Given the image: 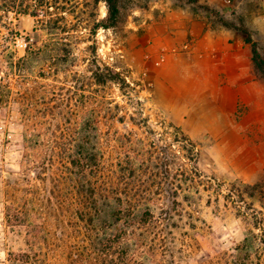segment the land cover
Segmentation results:
<instances>
[{
	"label": "rangeland",
	"instance_id": "1",
	"mask_svg": "<svg viewBox=\"0 0 264 264\" xmlns=\"http://www.w3.org/2000/svg\"><path fill=\"white\" fill-rule=\"evenodd\" d=\"M259 1L116 0L111 17L105 0H0V264H86L92 233L68 159L80 138L97 145L102 178L134 171L139 181L120 187L152 189L141 204L174 264H264V197L242 187L264 188ZM219 51L240 60L213 71ZM237 66L251 75L231 86ZM250 233L246 263L237 249ZM147 250L135 259L148 264Z\"/></svg>",
	"mask_w": 264,
	"mask_h": 264
},
{
	"label": "trees",
	"instance_id": "2",
	"mask_svg": "<svg viewBox=\"0 0 264 264\" xmlns=\"http://www.w3.org/2000/svg\"><path fill=\"white\" fill-rule=\"evenodd\" d=\"M105 3L107 12L111 17L117 14L116 0H105ZM239 31L244 35L245 41L251 44L248 33L242 29ZM251 52L254 54L253 47ZM92 77L96 82H102L106 79L102 73L97 71L92 72ZM79 142L78 152L75 156H68V159H70L69 164L79 170L78 173L81 177L78 192L81 200H84L83 208L85 210L79 214L78 218L86 224L85 231L92 233L88 236L91 248L88 249L89 253L85 263L146 264L135 259L136 253L134 252L137 246L142 251V246L146 245V249H148L146 253L150 255L145 258L149 262L148 264H174L171 245L167 243L164 236H160L162 230H159V232L155 230L152 233L153 229L158 227L157 222L160 223V221L152 215L147 206L141 204L143 195L152 194V189L148 188L142 191L137 188L122 189L120 185L125 184L127 179L134 182L139 181V174L134 171L125 175L122 170H118V174L112 170L110 172L111 177L102 178V156L97 145L93 144L87 148L83 138H80ZM87 171H90L92 178L87 179ZM242 187L248 198H253L256 191L259 199H263L264 188L260 184H244ZM177 188L178 186H174L164 190L172 203L176 201ZM235 197L239 196L234 193L228 195L230 203L234 206L237 203L233 200ZM163 225L167 227L169 225L168 220ZM262 226L264 227L262 220L258 219L255 228L261 232L260 240H258L264 245V229ZM135 229H138V234H136ZM151 233L152 237H150ZM135 235L139 238L138 243H136ZM256 236L250 233L244 239L242 247L237 249L240 252L239 256L242 255L240 259L246 263L249 252L256 242ZM257 257L259 261L260 256Z\"/></svg>",
	"mask_w": 264,
	"mask_h": 264
},
{
	"label": "crops",
	"instance_id": "3",
	"mask_svg": "<svg viewBox=\"0 0 264 264\" xmlns=\"http://www.w3.org/2000/svg\"><path fill=\"white\" fill-rule=\"evenodd\" d=\"M259 3L263 4L261 1H259ZM261 8L262 9L259 12H262L264 14V4L261 5ZM259 17L260 16L253 17V21L259 19ZM263 26H264V22H263ZM225 33L228 34L227 31ZM221 34L222 32L221 33L219 32V36ZM219 36L214 37V40H212L214 43L213 46H219V48L221 49H224L225 47H233V44H231V42L229 41L231 37L223 36V38H220ZM226 57L233 62H239L240 60L238 53L232 52L228 54V53L219 51L218 54L216 55V59H214L211 63L214 68L213 71H219L221 69L219 65L221 64L222 60H225ZM245 74H247V76L251 75L249 69L245 67L243 68V67L237 66L232 71H229L226 74H224V76L229 78V81H227V84H230L231 86H233V84L239 82L240 80L238 79L245 76ZM257 83L258 82L254 80V81H251L249 85L252 86L256 90Z\"/></svg>",
	"mask_w": 264,
	"mask_h": 264
}]
</instances>
